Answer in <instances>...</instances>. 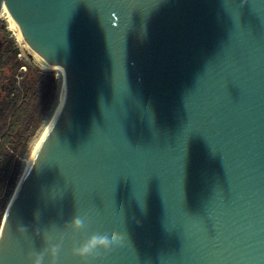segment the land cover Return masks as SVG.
I'll return each instance as SVG.
<instances>
[{
    "label": "water",
    "instance_id": "obj_1",
    "mask_svg": "<svg viewBox=\"0 0 264 264\" xmlns=\"http://www.w3.org/2000/svg\"><path fill=\"white\" fill-rule=\"evenodd\" d=\"M3 7L64 94L5 208L0 264L60 243L55 264H86L74 247L113 229L128 242L89 264H264V0Z\"/></svg>",
    "mask_w": 264,
    "mask_h": 264
},
{
    "label": "trees",
    "instance_id": "obj_2",
    "mask_svg": "<svg viewBox=\"0 0 264 264\" xmlns=\"http://www.w3.org/2000/svg\"><path fill=\"white\" fill-rule=\"evenodd\" d=\"M12 45V38L5 30L4 23L0 22V172L3 169L2 165L5 163L8 150L14 151L17 159L23 153L20 148L22 141L20 129L23 123L26 122L25 118L27 116L25 114L31 100L34 98L40 100L46 94L50 95L51 93V97H49L51 101L54 93L59 88V81L54 72H40L38 68L31 69L29 66L25 68L16 60V51L11 49ZM20 67H24L25 71L15 74L14 71ZM16 98L18 99L17 105L12 102ZM3 104L4 107L1 106ZM28 124L30 123L28 122ZM30 126L33 130V126ZM27 132L29 134V128ZM13 178L11 171L6 186L11 184ZM1 179L0 223L8 199V192L1 190L6 177H1Z\"/></svg>",
    "mask_w": 264,
    "mask_h": 264
},
{
    "label": "rangeland",
    "instance_id": "obj_3",
    "mask_svg": "<svg viewBox=\"0 0 264 264\" xmlns=\"http://www.w3.org/2000/svg\"><path fill=\"white\" fill-rule=\"evenodd\" d=\"M0 22H3L5 25V30L9 33V37L12 38V50L16 51V60H18L22 65L26 67H30L32 68H38L40 72H50V70H46L43 67H41L39 64H37L33 57L30 56V54L28 53V51L26 49L21 48L15 41L11 31L8 30V23L5 21V19L0 16ZM24 67H20L18 68V70L14 71L15 74L18 72V74L20 72H24L25 71ZM52 72H54L55 77L58 78L59 81V88H60V84H61V76L59 74L58 71L52 70ZM58 90L54 93V96L52 98V100H49V97H51V93L46 94L43 98H41L40 100H37V98H34L33 100H31V102L29 103V106L27 108L26 111V122L23 123L21 130L22 133V141H21V146L20 148L22 149V155L19 157V159H15L14 161L10 160V162L6 163V168H8V174L6 176V181L3 183V186L1 187L2 191H6L8 192V199H7V203L9 200V197L13 191V188L21 174L22 171V167L24 164V159L26 158V156L28 155L33 143L35 142V140L37 139L42 127L44 126L45 122L47 121L51 110L55 104L56 98H57V94H58ZM15 105L18 104V99L16 98V100L12 101ZM2 107H4L5 105H1ZM28 122L30 124H28ZM33 126V130L31 128V126ZM29 128V134L27 132L28 128ZM37 127V128H36ZM24 132V134H23ZM10 158V157H9ZM11 159V158H10ZM12 171L13 173V181L11 182V184L7 185V179L9 177V173ZM2 175L0 172V182H2L1 179ZM1 186V183H0ZM6 189V190H5ZM2 193V192H1ZM6 203V206H7ZM6 208V207H5ZM5 211V210H4ZM3 217V216H2ZM2 221V219H1ZM1 224V223H0Z\"/></svg>",
    "mask_w": 264,
    "mask_h": 264
},
{
    "label": "clouds",
    "instance_id": "obj_4",
    "mask_svg": "<svg viewBox=\"0 0 264 264\" xmlns=\"http://www.w3.org/2000/svg\"><path fill=\"white\" fill-rule=\"evenodd\" d=\"M38 213L36 217L38 218ZM70 227L76 231H84L88 227V218L86 215H77L70 222ZM0 240H3V234L0 233ZM128 242L127 233L123 230H109L107 233L103 234H93L83 243L78 244L74 247L73 253L84 260L86 264L90 261L100 258L105 252L114 250L117 247L123 246ZM62 248V243L51 244L45 252H34L30 255L33 257L31 264H43L45 255H49L51 258V264L55 262L60 257V252Z\"/></svg>",
    "mask_w": 264,
    "mask_h": 264
},
{
    "label": "bare ground",
    "instance_id": "obj_5",
    "mask_svg": "<svg viewBox=\"0 0 264 264\" xmlns=\"http://www.w3.org/2000/svg\"><path fill=\"white\" fill-rule=\"evenodd\" d=\"M0 16H2L5 21L8 23V30L11 31L16 43L23 49H26L28 51V53L30 54V56L33 57L34 61L39 64L41 67H43L44 69L46 70H55V71H58L60 76H61V84H60V88H59V91H58V94H57V98H56V101H55V104L51 110V113L47 119V121L45 122L44 126L42 127L37 139L35 140V142L33 143L28 155L26 156V158L24 159V164H23V167H22V171H21V174L13 188V191L9 197V200H8V203L7 205L10 203L11 199L13 198L14 194L16 193L17 191V188L21 182V179L23 178L26 170H27V167L37 149V147L39 146L43 136L45 135V133L47 132V130L49 129L50 125L52 124L53 120L55 119L56 115L58 114L60 108H61V105H62V101H63V94H64V70L62 67H56V68H48L46 66H44L34 55L33 53L27 48L22 36L20 35L13 19L11 18V16L9 15V13L7 12V10L3 7L2 10H1V13H0Z\"/></svg>",
    "mask_w": 264,
    "mask_h": 264
},
{
    "label": "flooded vegetation",
    "instance_id": "obj_6",
    "mask_svg": "<svg viewBox=\"0 0 264 264\" xmlns=\"http://www.w3.org/2000/svg\"><path fill=\"white\" fill-rule=\"evenodd\" d=\"M14 158L15 159L17 158L16 153L14 151H12V150H10V151L8 150V155L6 157L5 163L2 165L3 169L1 170V175H2L3 178H5L7 176V174H8V168H6V163L10 162V160L14 161ZM0 164H1V160H0ZM0 169H1V167H0Z\"/></svg>",
    "mask_w": 264,
    "mask_h": 264
}]
</instances>
